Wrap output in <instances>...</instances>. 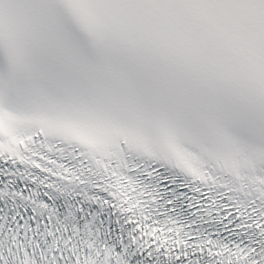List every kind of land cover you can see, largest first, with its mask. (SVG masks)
Wrapping results in <instances>:
<instances>
[{"label":"snow or ice","instance_id":"6c2138e0","mask_svg":"<svg viewBox=\"0 0 264 264\" xmlns=\"http://www.w3.org/2000/svg\"><path fill=\"white\" fill-rule=\"evenodd\" d=\"M0 264H264V0H0Z\"/></svg>","mask_w":264,"mask_h":264}]
</instances>
